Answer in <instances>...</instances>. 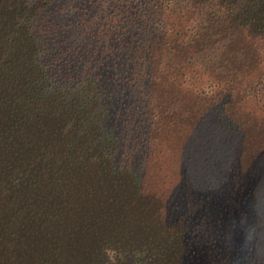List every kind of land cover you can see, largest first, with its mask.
<instances>
[{"label": "trees", "instance_id": "16d2710c", "mask_svg": "<svg viewBox=\"0 0 264 264\" xmlns=\"http://www.w3.org/2000/svg\"><path fill=\"white\" fill-rule=\"evenodd\" d=\"M0 264H264V0H0Z\"/></svg>", "mask_w": 264, "mask_h": 264}]
</instances>
